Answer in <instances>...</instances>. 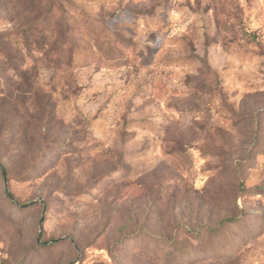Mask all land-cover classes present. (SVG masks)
<instances>
[{
    "label": "rangeland",
    "instance_id": "obj_1",
    "mask_svg": "<svg viewBox=\"0 0 264 264\" xmlns=\"http://www.w3.org/2000/svg\"><path fill=\"white\" fill-rule=\"evenodd\" d=\"M67 6L73 65L1 46L0 264H264V0Z\"/></svg>",
    "mask_w": 264,
    "mask_h": 264
},
{
    "label": "trees",
    "instance_id": "obj_2",
    "mask_svg": "<svg viewBox=\"0 0 264 264\" xmlns=\"http://www.w3.org/2000/svg\"><path fill=\"white\" fill-rule=\"evenodd\" d=\"M10 1L11 7L15 10L10 22H14V30L9 34L0 33V50L3 51L4 45H23L33 46L42 56L36 62H49L60 66H71L74 64L76 55V44L71 35L72 29L70 24L69 10L67 0H7ZM2 40V41H1ZM31 50V49H30ZM29 50V51H30ZM32 59H35L31 57ZM25 61V58L20 60ZM0 172L5 177L7 169L0 162ZM6 197L11 201L13 194L5 189ZM28 205H22L27 207ZM235 218H227L223 223L235 221ZM217 233V232H216ZM216 233H213L215 235ZM212 236V235H211ZM43 235L37 245H42ZM184 249L175 247L173 252H183Z\"/></svg>",
    "mask_w": 264,
    "mask_h": 264
},
{
    "label": "water",
    "instance_id": "obj_3",
    "mask_svg": "<svg viewBox=\"0 0 264 264\" xmlns=\"http://www.w3.org/2000/svg\"><path fill=\"white\" fill-rule=\"evenodd\" d=\"M41 229H42V227H41ZM40 234H41V230H40ZM40 234H39V236H40ZM39 238V237H38Z\"/></svg>",
    "mask_w": 264,
    "mask_h": 264
}]
</instances>
